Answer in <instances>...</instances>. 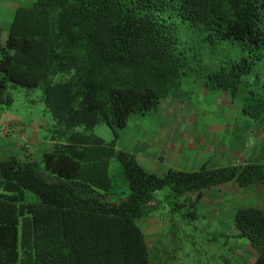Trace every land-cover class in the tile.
Returning <instances> with one entry per match:
<instances>
[{
	"label": "trees",
	"instance_id": "obj_1",
	"mask_svg": "<svg viewBox=\"0 0 264 264\" xmlns=\"http://www.w3.org/2000/svg\"><path fill=\"white\" fill-rule=\"evenodd\" d=\"M225 43L241 53L205 62ZM185 80L227 91L243 115L264 120V0L17 5L5 38L0 28V106L13 104L11 86L40 87L54 123L38 158L0 152V264H153L158 247L140 221L169 207L196 223L206 192L229 183L262 187L260 204L237 206L235 234L221 235L245 240L264 264V160L159 175L117 146L132 115L159 111ZM102 123L109 142L94 132ZM113 159L129 190L117 198Z\"/></svg>",
	"mask_w": 264,
	"mask_h": 264
},
{
	"label": "rangeland",
	"instance_id": "obj_2",
	"mask_svg": "<svg viewBox=\"0 0 264 264\" xmlns=\"http://www.w3.org/2000/svg\"><path fill=\"white\" fill-rule=\"evenodd\" d=\"M29 2L0 0V28L4 38L16 6ZM208 53L205 62L241 52L233 44L225 43L209 48ZM10 92L13 104L0 106V152L18 147L23 153L40 151L41 140L51 133L47 127L54 123L46 110L43 90L11 86ZM14 128L16 131L11 132ZM94 132L107 142L114 138L104 123L96 126ZM117 146L134 152L146 170L159 175L171 167L198 169L206 161L222 165L264 160V120L243 115L241 103H232L227 91H209L198 82L185 80L180 96L163 100L159 111L145 116L132 115L121 130ZM111 167L117 186L110 197L117 198L129 190L116 159L112 160ZM167 191L158 193L160 199ZM262 198L260 186L240 188L229 183L206 192L199 208L201 218L196 223L179 215L178 221L174 220L169 207L142 219L140 224L149 247H158L153 264H224V255L253 264L256 254L245 240L231 237L226 244L221 233L235 234L233 218L239 204L258 205ZM167 210L169 215L165 213Z\"/></svg>",
	"mask_w": 264,
	"mask_h": 264
},
{
	"label": "crops",
	"instance_id": "obj_3",
	"mask_svg": "<svg viewBox=\"0 0 264 264\" xmlns=\"http://www.w3.org/2000/svg\"><path fill=\"white\" fill-rule=\"evenodd\" d=\"M15 131H16V129L14 128L11 132H15ZM45 146H46V141H42L41 140L40 151H31L30 150L29 152H27V153L24 152V153L31 155L34 152V154H32L31 157L38 158L41 155V153H42L43 149L45 148ZM18 149L20 150V153H22V150L20 149V147H18Z\"/></svg>",
	"mask_w": 264,
	"mask_h": 264
}]
</instances>
